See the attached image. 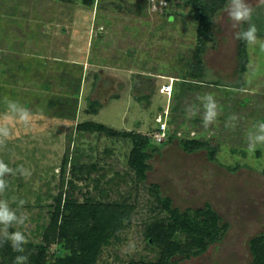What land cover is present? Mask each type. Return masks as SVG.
<instances>
[{
	"label": "rangeland",
	"instance_id": "obj_1",
	"mask_svg": "<svg viewBox=\"0 0 264 264\" xmlns=\"http://www.w3.org/2000/svg\"><path fill=\"white\" fill-rule=\"evenodd\" d=\"M80 1L0 0V101L7 96L34 114L31 127L17 124L0 149L9 167L31 172L7 177L9 188L0 196L26 201L18 214L28 219L9 231L27 236V264L74 258L78 238L98 236L108 242L79 264H159L164 246L152 233L173 222L168 200L191 219L210 204L228 225L205 253H179L170 264H252L250 243L264 234V145L248 153L246 134L264 122V51L245 43L247 70L238 74L244 42L234 33L248 23L233 28L223 8L198 59L199 4L96 0L84 8ZM247 2L249 23L264 40V0ZM206 93L220 106L208 128L202 108L192 118L186 113ZM232 114L234 129L225 127ZM99 124L153 143L145 178L130 165L133 139L91 130ZM182 141L211 145L214 159L187 153ZM67 205L73 206L69 217ZM65 222L69 236L61 238ZM173 241L191 239L178 232ZM19 254L4 243L0 264H13Z\"/></svg>",
	"mask_w": 264,
	"mask_h": 264
},
{
	"label": "trees",
	"instance_id": "obj_2",
	"mask_svg": "<svg viewBox=\"0 0 264 264\" xmlns=\"http://www.w3.org/2000/svg\"><path fill=\"white\" fill-rule=\"evenodd\" d=\"M55 1V0H54ZM66 3H73L75 0H60ZM188 2H194L201 5V18L200 25L198 29L199 37V47L196 54V58L202 59L203 55L208 50V44L212 41V23L213 18L217 16L223 8H225L228 0H186ZM96 4V0H81L80 5L84 8H93ZM247 52L245 43L240 44L238 48V74L243 75L247 70ZM195 77H199L196 73ZM204 83V82H203ZM216 85V84H215ZM92 131L104 133L107 136L111 137H127L132 138L134 142V149L130 159L131 167L138 173L139 176L145 178V170L148 161L147 150L149 148H154L153 143L144 137L139 135H121L115 133L112 130L108 129L104 125H93ZM180 146L187 153H196V152H206L211 160L214 159L215 150L209 144H202L197 141H182ZM168 209L172 212L173 222L168 229L158 225L155 230L156 232L152 233V239L155 240L154 243L158 242L159 245L164 246V257L159 264H170V259L176 254L189 255L195 251H198L197 254L205 253L208 248V243L215 242L216 238L220 235L221 232L228 230V225L222 223L221 217L213 209L210 204H207L204 209H199L196 211V218L191 219L188 215L182 217L178 214L177 210L171 209V202L168 200ZM170 207V208H169ZM78 208V207H77ZM72 205L66 206V217L71 216L72 214ZM202 219V221H200ZM55 223L58 225V221ZM69 224L64 223L61 227V233L59 234L61 238H64L66 235L69 236L68 231ZM158 230V232H157ZM58 231V229H56ZM54 231V232H56ZM178 232L184 233L188 238L191 239V242L187 245H182V243H177L173 241L175 234ZM99 237V236H98ZM97 237V239H98ZM100 236L97 240L96 237L78 238L77 242L80 243V252L76 253L74 258H67L59 261L58 264H79L81 258L85 257H96L99 245L101 243L108 242L109 239L107 236L102 238ZM47 240H50L51 234L47 235ZM251 251L254 257L252 264H264V234L258 236L256 239L251 241Z\"/></svg>",
	"mask_w": 264,
	"mask_h": 264
},
{
	"label": "clouds",
	"instance_id": "obj_3",
	"mask_svg": "<svg viewBox=\"0 0 264 264\" xmlns=\"http://www.w3.org/2000/svg\"><path fill=\"white\" fill-rule=\"evenodd\" d=\"M224 11L228 18L233 22L232 27L236 28L239 25L248 23L246 29H242L234 33V38L240 40L247 45H258L261 51H264V40H260L257 36V27L255 24L249 23L252 16V7L247 0H228ZM172 91V90H171ZM199 105H192L186 108V113L189 118L195 117L203 109L202 126L208 128L213 125L219 116V105L215 97L211 93H206L198 97ZM4 111L0 112V149L6 148L9 140L14 135V128L17 124L29 128L34 120V114L18 101L12 100L7 96L3 97L2 101ZM238 117L235 114L230 115L225 122V127L235 128ZM247 151L252 154L257 150L258 146L264 145V122H257L253 125V130L246 134ZM19 174L21 177L27 178L31 175L30 170L23 165L13 169L9 167L3 159H0V196H3L9 188V176ZM15 203L16 208L11 204ZM26 201L19 199L16 196L11 197V200L0 198V246L4 243H10L13 251L20 253L14 259L13 264H27L28 256L25 253V245L28 243V238L23 231H9L13 226H22L25 224L28 217L20 212ZM134 245H130L133 247Z\"/></svg>",
	"mask_w": 264,
	"mask_h": 264
},
{
	"label": "built area",
	"instance_id": "obj_4",
	"mask_svg": "<svg viewBox=\"0 0 264 264\" xmlns=\"http://www.w3.org/2000/svg\"><path fill=\"white\" fill-rule=\"evenodd\" d=\"M168 90L166 91L165 90V92H167V93H169V92H171V94H172V91H169V88L168 87H166ZM170 94V93H169ZM166 131H167V125L166 124H162L161 125V131H160V134H162V135H165L166 134Z\"/></svg>",
	"mask_w": 264,
	"mask_h": 264
},
{
	"label": "bare ground",
	"instance_id": "obj_5",
	"mask_svg": "<svg viewBox=\"0 0 264 264\" xmlns=\"http://www.w3.org/2000/svg\"><path fill=\"white\" fill-rule=\"evenodd\" d=\"M165 90L167 91L168 89L166 88Z\"/></svg>",
	"mask_w": 264,
	"mask_h": 264
}]
</instances>
